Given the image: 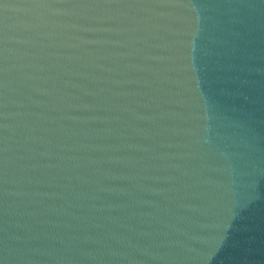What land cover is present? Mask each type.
Listing matches in <instances>:
<instances>
[{"label": "water", "instance_id": "95a60500", "mask_svg": "<svg viewBox=\"0 0 264 264\" xmlns=\"http://www.w3.org/2000/svg\"><path fill=\"white\" fill-rule=\"evenodd\" d=\"M0 264H264V0H0Z\"/></svg>", "mask_w": 264, "mask_h": 264}]
</instances>
